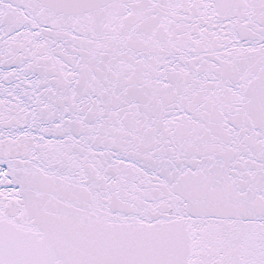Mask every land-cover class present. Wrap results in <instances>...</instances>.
Returning a JSON list of instances; mask_svg holds the SVG:
<instances>
[{
	"label": "snow or ice",
	"instance_id": "1",
	"mask_svg": "<svg viewBox=\"0 0 264 264\" xmlns=\"http://www.w3.org/2000/svg\"><path fill=\"white\" fill-rule=\"evenodd\" d=\"M0 264H264V0H0Z\"/></svg>",
	"mask_w": 264,
	"mask_h": 264
}]
</instances>
